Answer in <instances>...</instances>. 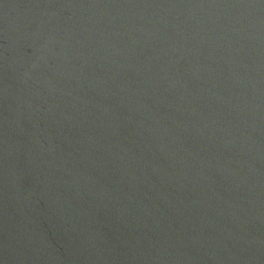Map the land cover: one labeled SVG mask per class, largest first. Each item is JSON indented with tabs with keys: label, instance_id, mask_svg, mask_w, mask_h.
<instances>
[{
	"label": "water",
	"instance_id": "water-1",
	"mask_svg": "<svg viewBox=\"0 0 264 264\" xmlns=\"http://www.w3.org/2000/svg\"><path fill=\"white\" fill-rule=\"evenodd\" d=\"M0 264H264V0H0Z\"/></svg>",
	"mask_w": 264,
	"mask_h": 264
}]
</instances>
